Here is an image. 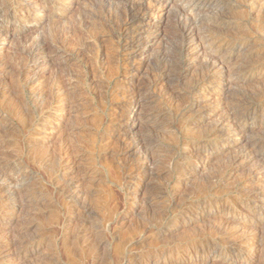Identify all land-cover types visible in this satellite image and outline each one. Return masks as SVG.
<instances>
[{"label":"rangeland","instance_id":"374dc122","mask_svg":"<svg viewBox=\"0 0 264 264\" xmlns=\"http://www.w3.org/2000/svg\"><path fill=\"white\" fill-rule=\"evenodd\" d=\"M128 1L71 0L67 7L59 5L67 8L66 16H54V10L50 13L48 9L41 24L37 19L27 23L28 27L24 26L25 22L8 24L15 35L0 55L3 67L14 62L18 49L38 40L53 41L66 34L68 43L53 54L51 70L49 68L44 83H49V75L56 67L61 74L72 77L74 84L71 110L55 118L57 120L36 112L29 92L21 86H13L8 90L11 95L0 98V140L4 149L0 158L25 172V182L34 190L33 196L42 198L39 202H27L14 217H0V242L14 238L36 240L31 252L21 250L19 257L12 261L1 259L0 264H118L125 249L131 246L136 248L133 253L138 255L127 260L128 264H204L207 257L202 256L201 260V253L195 254L194 246L214 244V241L219 251L224 246H236L235 236L228 237L223 244L218 240L220 219L212 212L223 208L235 215L228 228L238 231L239 237L254 233L264 235V203L260 198L254 200L256 194H264V173L261 178L250 180V163L230 171L235 153L251 141L264 138V115L258 111L252 116L254 123L246 128L243 138L237 131L227 128L211 138L210 146L200 152L193 147L212 119L206 116L193 124L192 118L184 115L187 106L200 103L213 111L214 119H226L236 106L233 104L248 100L250 95L258 99L264 97V69L248 80H240L237 86L215 88L216 92H208L204 100L197 97L199 91L185 103L192 83L203 73V57L191 60L183 50L178 33L182 25L180 13L174 0H170L163 19L145 33L154 40L145 54L136 58L139 68L135 76L125 79L121 73L110 79L104 64L108 66V61L114 60L112 54L121 41L115 24L121 20L120 12ZM211 1L210 7L195 11L199 25H204L199 29L205 31L211 28L210 23L219 21L233 27L226 31L240 36L242 42L240 47H224L219 51V57L225 59L224 71L237 73L244 67L249 68L252 61L264 63V0L253 6L249 5V0ZM0 5H8V0H0ZM216 13L222 16L218 14L217 17ZM155 17L150 14L149 19L157 21ZM82 20H87L84 23L88 22L91 31L82 27ZM141 28L148 29L145 24ZM99 49L108 50L109 54L97 62L94 58ZM242 60L244 65L248 64L244 66ZM3 67L0 70L3 80L0 81L5 80L7 73ZM8 80L11 79L8 77L5 81ZM142 89L148 92L140 99L134 132L143 143L142 152L149 155L145 165L147 171L129 167L137 157L134 151L123 155L115 152L117 139L130 131L135 117L128 114V127H109L110 118L121 109L124 99ZM151 109L157 118L148 123L144 117ZM241 115H235L236 119ZM250 117L249 123L253 122ZM227 121L231 123L232 119ZM55 127L59 130L56 134ZM38 129L42 130L41 136L36 135ZM224 141L234 147L221 146ZM23 143L25 147H39L40 152H56L61 143H67L71 151L64 154L65 161L49 165L38 162L32 155L26 157L27 151L21 147ZM56 178L61 179L59 189L50 185ZM85 194L89 196L85 203L91 210L82 212L77 206L79 202L70 197ZM198 204L206 208L195 209ZM258 205L259 210H254ZM206 212L208 218H204ZM250 221L253 224L247 225ZM81 230L85 231L74 240L72 237ZM247 245L251 250L249 254L235 257L224 254L222 257L227 263L240 260L242 264H264L261 253L255 249L256 244L249 239Z\"/></svg>","mask_w":264,"mask_h":264},{"label":"bare ground","instance_id":"6f19581e","mask_svg":"<svg viewBox=\"0 0 264 264\" xmlns=\"http://www.w3.org/2000/svg\"><path fill=\"white\" fill-rule=\"evenodd\" d=\"M56 1H58L57 4H56ZM70 1L71 0H8V5H0V55L2 56L3 54L2 51L4 49V46L7 44L8 40L15 35L14 30H11L8 27L9 23L14 22L16 24H22L25 22L26 25L24 26L28 27L27 23H29L32 20L37 19L39 20V22L37 23L41 24V21L43 17L45 16V12L48 9L50 13L54 10L52 12L54 16L55 15H57L58 17L66 16L67 14L66 7L68 6V2ZM101 1L108 2L110 0H101ZM169 1L170 0H130L126 2V4L122 7V10L120 12L121 20L117 21L115 24V32L116 34H118V37L121 39V41L116 46L114 53L113 52H112L113 54L111 53L113 55V58L112 57L111 58L114 60L110 62L108 61V66L105 61H104L105 64L104 62H102L106 66V70H107L106 75L107 76L109 75L110 79L118 77L121 73L125 76V79H129V76L130 77L135 76L139 68L136 58H139L143 54H145V50L150 48L149 44L154 40V39L150 40V36H147V34L145 33L148 32V30L151 27H153L156 22L161 21L163 19L165 8L167 7ZM257 1H260V0H249L248 3L250 6H253V4ZM174 2L177 5L178 13H180V20H181L182 25L180 27V31L179 32L177 31V32L179 33L182 39L183 50L186 51L188 58L191 60H194L197 57H203L202 64H201V67L203 65V67L201 68L203 69V71L201 70L203 73L201 72L202 73L200 75L201 77L199 76L200 78L194 81V83H192L193 85L191 84L192 86L187 92V97L185 96L186 97L185 103H187L188 100H190L193 94L198 93L199 91L200 92L199 94H197L198 95L197 97L201 98V100H204L207 98L206 94L208 92H216L214 91L215 88H224V87H229L231 85L237 86L240 80L242 81L248 80L249 78H252V76L256 72H259L260 70L264 69V63L256 64V63H253L252 61L251 64L249 63L250 64L248 66L249 68L244 67V69H242L241 71L240 69H238L240 72H237V73H235V71L225 72L224 71L225 59H224V56L219 57V51L224 47L231 48V46H235V45L239 47L242 46L241 45L242 42L240 43L241 37L238 35L235 36V34L234 36L233 34L232 35L229 34L226 31V29L233 28V27H230L227 24L224 25L222 22H219V21H213L212 23H210L211 28L208 27L207 30L205 29V31L200 30L201 28L199 29V26H204V25H199L200 19L195 18L196 17L195 11L197 12V10L210 7L213 1L211 0H174ZM60 4H64L66 7L62 8L59 6ZM150 14L156 15L155 18L157 19V21L150 20L149 19ZM218 14L220 15V13H216V16ZM214 16L215 15H213V18ZM221 16L222 14L220 15V17ZM84 21H87V20H84ZM84 21H83L82 27L91 31L92 29L88 27V22L84 23ZM224 21H227V20H224ZM143 24H145V26H147L148 29L141 28ZM233 25L235 24L233 23ZM90 31L89 32L87 31V32L90 33ZM65 35L56 37V39H54L53 41H49V42L46 40H38V42L36 41L35 43L29 45L28 47L26 46L22 49L21 48L18 49L16 51V57H15L16 59L12 58L13 55L10 56L11 61L13 59L14 62L11 64L9 62L10 65L7 67H6L7 64L4 65L6 67L5 72H7L6 77L4 78L6 80V78L9 77V79L11 80L10 81L8 80L9 82L4 80L5 81L4 82L2 81L3 79L0 78L2 79L0 81V98L9 96V94L11 95V93H8L9 92L8 90L10 88L12 89L13 86H21V89L27 90L29 92V96L34 102L33 109L36 112L38 111V112L44 113V115L47 118H51L53 116L54 119L60 118L62 115L64 114L66 115V113H69L72 107V102H73L71 90L73 89L74 79L70 77L69 75L67 76L66 74H61L60 72H58V69L55 67L54 68L55 70H52V72L49 75V83L47 84V81H46V84L44 83V80L48 78L47 73L50 72L48 70L52 65L53 54L61 51L62 47L67 42V37H65ZM93 40H95V38ZM104 50H100L99 53L94 58L96 59V61L98 60L97 62L106 59L105 56L109 54L108 50H105V51ZM253 60H255V58H253ZM32 62H34V64L37 63V66H34ZM244 63L245 61H243V65ZM99 64H101V62ZM246 64L248 63L246 62ZM2 67L3 66L0 63L1 71H2ZM5 67H3V69ZM236 68H239V67L237 66ZM235 74L237 76H235ZM124 87L125 85L122 86V88ZM122 88L120 87V89ZM146 91L147 89L137 90L135 91V93H131L129 96H127L128 98L124 99L121 105V109H119L118 113L113 116L110 115V117L112 116V118H110L109 120V127L112 128V125H113V128L115 126L120 127V128L128 127V124H129L127 121L128 114L132 118L135 117V122L131 123L130 125V128L132 130L130 129V131H127V132L124 131L125 133H122L123 134L122 137L117 139V142L115 145V152L117 154L123 155V154H127V153L134 151V153H137V157L129 165V167L133 166L135 169L147 171V169H145V165L148 163L149 155L147 153H143L144 152L142 150L143 143L137 137V133L134 132V128L136 127V124H137L136 120H137L138 115L140 114L138 113V108L140 106L139 102H140V99L146 94ZM233 105H236V106L232 107V109L228 113V116L225 114L226 119L222 117L218 119H214L213 111L209 109L208 107L202 106L200 103L187 106V108L184 110V115H188L189 117H191L193 124H196L202 121L206 116L212 119L210 126L207 127L206 132L204 131L205 133L202 136L200 137L198 136L197 142L195 146L193 147L194 150H198V152L205 150L208 146H210L211 141H212L211 138L216 136L218 133L220 134V132L222 133V131H224L227 128L230 130L232 129V130L237 131V133L241 135V138H243L246 128L250 127V125L254 123L253 121L254 118H252V116L254 117L255 115H257L258 111H260L262 115H264L263 114L264 113V97H260L258 99V98H255V95H250L248 96V100L242 101L241 103H238V104L236 103ZM15 113L20 116L18 112H15ZM238 113H241L242 117L241 118L239 117L236 119V116ZM1 117H0V123L2 120ZM249 117L251 118V121L253 122L249 123L248 121ZM144 118H146L148 123L150 122L152 123L156 121L155 119L157 118V115L154 113V110L151 109V111H148V113L146 114V117ZM228 119H232V122L231 123L228 122L227 121ZM107 123H108V119H107ZM7 127H10V125L8 124ZM32 129L34 128L31 127V130ZM40 129L37 130L36 135L39 134L41 136L42 130ZM54 132L55 134L59 132L57 127H55ZM28 135H29V132H28ZM23 140H26V138H24ZM2 143L3 142L0 140V153L4 150ZM203 143H206V144H204L203 147L202 146L200 147V144H203ZM223 145L226 147H230V146L234 147L233 144H231L228 141L222 142L221 146ZM21 147L22 149L23 148L26 149L27 151L26 157L32 155L33 159L37 160L38 162H44L49 165H55V164L58 165V163H60L61 161H65V159H63L64 154L65 155L69 154L71 151V147L67 143L66 144L61 143L59 146V149L56 152H40L39 151L40 149L38 150L39 147L33 148V147L27 146L29 147L27 148L25 147L24 143L21 145ZM245 163H250L251 164L250 166L252 167L249 172L250 180L255 179V178H261V174L263 175L264 173V138L260 137L259 139L251 141L249 144L246 145L244 149H242L238 153H235L231 159L230 171L231 172L235 171L236 169L243 166ZM25 174L26 173L23 171H18L15 165H11L1 160L0 158V217L2 215H8L10 217H14L19 211H21V209H24L27 206V202L42 201V198L33 196L34 190L29 188L28 184H26L25 181H27V177ZM50 185H54L56 186L55 187L56 189H59L58 186L59 187L62 186L61 179L56 178L54 180H51ZM87 197H89L88 194H85L83 196H72L70 198L73 199L75 202H79V204L77 205L79 206V210H81L82 212H87L91 210L90 205L85 203V200L87 199ZM256 198H260V200L262 201L261 203H264V194H260V193L256 194L254 196V200ZM261 203L260 205H262ZM260 205L256 206L254 210L256 209L259 210ZM194 208L195 209L202 208L203 210L206 207L203 204H198L194 206ZM182 209L183 207H181V210ZM208 212H206L207 216L205 215L204 218L206 217L208 218ZM212 213H214L213 215L218 216V218L220 219V224L218 225V230H217V234L220 235L218 240L221 243L223 241H226L227 243L228 237L232 236L233 238L235 236L237 241L235 242L236 244H234L236 245L235 247L230 246L231 248L230 247L225 248L224 246V248L221 251L216 249L217 244L215 241H214V244L213 243L210 244L209 242L205 245L194 246L193 250L195 254L199 255L201 253V260L203 258L202 256L207 257L206 259H204V262H203L204 264H242L240 260H239V263H237L235 260L230 261V263L229 262L227 263L226 260L222 256L224 254H233L235 257L238 254L246 255V254L251 253V250L247 245L249 239H251L254 242V244H256L255 249H257L258 250L257 252H260L261 253L260 255H262V257L264 258V235L263 234L254 233V234H251L252 236H240L239 237L238 235H236L238 231L233 230V228L232 229L228 228V226L231 225L230 224L231 220L236 218L235 215H231L224 208L221 209L220 211H214ZM252 224H253V221H250L248 222L247 225H252ZM84 231L85 230L78 231L75 234V236L72 238L75 240L78 237L79 233L84 232ZM215 240L217 239L215 238ZM35 244H36V240L30 239V238H22V239L14 238L6 242H0V263H1V259L12 261L16 257H19L20 256L19 252L21 250H23L24 252H31L30 248H32ZM135 250L136 248L132 246L130 248H126L123 253V259L120 262H118V264H128V263H125L127 260H130L134 256L138 255V254L135 255L133 253L135 252ZM211 253L214 255H210ZM178 261L181 263V260H178Z\"/></svg>","mask_w":264,"mask_h":264}]
</instances>
